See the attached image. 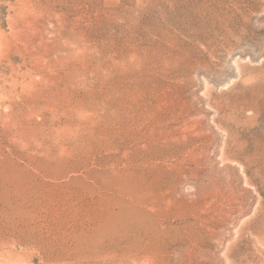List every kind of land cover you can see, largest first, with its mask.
I'll use <instances>...</instances> for the list:
<instances>
[{"label":"rangeland","instance_id":"374dc122","mask_svg":"<svg viewBox=\"0 0 264 264\" xmlns=\"http://www.w3.org/2000/svg\"><path fill=\"white\" fill-rule=\"evenodd\" d=\"M0 264H264V0H0Z\"/></svg>","mask_w":264,"mask_h":264}]
</instances>
